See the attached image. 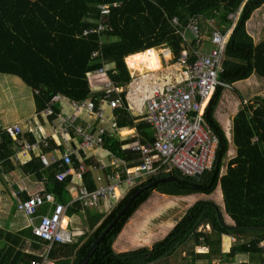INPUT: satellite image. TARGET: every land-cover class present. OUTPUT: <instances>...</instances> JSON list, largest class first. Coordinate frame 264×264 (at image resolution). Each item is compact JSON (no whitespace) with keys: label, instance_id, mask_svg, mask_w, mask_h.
Returning a JSON list of instances; mask_svg holds the SVG:
<instances>
[{"label":"trees","instance_id":"16d2710c","mask_svg":"<svg viewBox=\"0 0 264 264\" xmlns=\"http://www.w3.org/2000/svg\"><path fill=\"white\" fill-rule=\"evenodd\" d=\"M114 2L118 4L112 5ZM263 3L264 0H246L243 3L242 0H0V74L16 76L33 91L37 90L38 93L34 95L37 111L46 108L56 95L76 103L91 98L97 105L103 93L91 92L87 75L101 68L103 63L114 64L107 72L108 78L116 88L123 89L130 81L125 57L127 65L138 72L157 70L159 58L151 48H168L172 53V62H175L184 47L177 31L183 30L191 17H198L199 37L191 39L186 45L190 52L197 50L200 38L210 34L211 27L207 20H212L216 27L225 32L231 25L228 15L235 13L242 5L224 46L219 80L231 85L251 74L264 79V40L254 45L245 30V23L251 13ZM100 4H107V14H101L97 7ZM172 18L177 19L176 25L172 24ZM98 23L104 27L100 35H82L84 29ZM98 49L100 55L92 57V53ZM189 60H192V56ZM221 90L216 89L203 114L218 140L211 169L202 172L197 178L173 169L172 181L155 183L136 194L120 218L98 242L86 264H157L160 260H168L185 243L192 240L198 243L199 237L211 245V236L207 237L206 233L198 231L205 223L209 224L213 234L228 233L239 237L251 233L252 237L238 249L261 252L257 243L264 239V98L256 96L253 102L242 103L232 118L231 144L235 153L224 163L225 172L221 174L229 148V141L213 115ZM119 96L124 106V90ZM122 112L123 108H119L118 113ZM136 126L146 133L150 132L147 123L141 122ZM147 140L151 143L153 137ZM102 144L116 156H126L116 139L104 137ZM12 147L11 139L3 135L0 160L9 168L11 163L8 156L12 155V151L6 150ZM52 149L53 146L49 144L47 151ZM126 153L128 157L139 159V155L132 151ZM73 162L76 166L77 163ZM50 168L55 172L57 167L53 165ZM22 171L41 177L46 174L37 157L27 161ZM161 177L165 175L152 176L132 187L108 215H89L87 230L77 241L53 243L49 256L59 252L64 257L57 264H80L92 243L127 199L140 187ZM64 183L54 180L46 185L47 191L53 190L60 195V202H65L62 199ZM50 185L53 189L49 188ZM217 185L220 186L224 209L233 220V226L223 222L216 204L199 200L186 210L163 239L150 247L120 253L113 251L112 244L124 224L152 191L170 196L194 193L208 195ZM30 231L24 234L38 240ZM35 260H40L36 254L17 252L13 264H18V261L29 264Z\"/></svg>","mask_w":264,"mask_h":264},{"label":"crops","instance_id":"0c3cea01","mask_svg":"<svg viewBox=\"0 0 264 264\" xmlns=\"http://www.w3.org/2000/svg\"><path fill=\"white\" fill-rule=\"evenodd\" d=\"M114 3L116 5L118 4L117 2ZM101 5L107 4L98 5V9H100L99 7ZM241 6L237 10L238 13H236L237 11L235 12L236 14L233 19L228 18L231 21V25L225 30V32H222L216 27V24L212 20H207V24L211 27V32L212 30H217L228 38L231 34L232 27L239 16ZM245 30L252 38L254 45L264 40V3L251 13L249 19L245 23ZM210 34L204 35V37L199 39L200 43L197 45V51L199 53H201L200 46L203 41L209 42L211 47L208 53L202 54H209L213 50L214 47L209 39ZM191 39L190 36L187 37L188 45ZM151 49H156L155 52L159 58V68L157 70L138 72L127 65L125 61L126 57L124 59L128 68L130 81L123 89L117 88V92L112 95V97L118 96L120 98L119 94L124 90V106L120 104L118 107L110 108L106 102H101L104 114L109 120L108 125L105 126L110 132L107 137L116 139L120 150L126 154V156L124 155L123 157L116 156L113 152L104 147L103 144L100 146H94L90 149L81 150L78 147L79 138L72 131L67 135H60L51 127L49 123L51 119L56 118L58 115H65L70 112L71 101L67 98L60 96L61 98L58 100L50 102L49 105L47 104L46 108H49L52 111V114L46 116L44 115L46 108L41 111H37L36 109L34 95L37 94L38 91H33L28 87L29 96L26 91L23 95L27 100V106L29 101H31V109L27 107L24 110V105L26 103L24 102L21 104V95L16 99L12 98L17 94V92L12 89V85L20 87L23 82L13 75L2 74L6 76H0V122L4 125L16 124L20 126L24 138L28 140L35 141L41 137H46L50 146H53V149L49 152H52L56 157H59L66 149L72 150L73 166L75 168H77L79 164L84 166V172L81 179L77 180V178H75L73 182L62 181L66 182L64 183V195L62 196V199L65 202H60L59 194L53 190H49V192L46 189V185L55 180L53 177L58 171H60L59 168H55L57 171H55L56 173L53 172V169L50 167L49 169L44 168L46 174L42 177L30 172L23 173V165L32 157H36L33 153L21 156L20 162L17 163L9 154L8 159L11 163V168H9L8 165H3V161L0 160V264H13L17 252L36 254L40 257L39 261L35 260L29 264L41 262L45 256L47 262L57 264V262L64 257L63 255H59L58 252L50 257L49 253L51 246H49L47 242L40 240L39 238V241L35 240L24 234V232L31 230V225L28 218L16 209V192H20L17 197L21 199H25L36 192H47L51 194L52 203H47L39 208L37 215L51 213L56 204L66 206V210L68 211L69 209V213L65 210L64 221L62 224L68 230L75 232L72 241L75 243L77 238L87 230V217L89 215H108L114 206L126 195L131 187H133L124 182L127 178L125 168L127 167L130 171L131 166L134 165L138 159H134L132 156L128 157L126 152L131 151V144L137 138L142 142L150 143L147 139L150 136L152 137V130L150 129V132L146 133L144 129L139 130L136 126L141 122L146 123V121L144 120L142 105L138 104L134 94H132V92L135 91L134 88L136 84L130 83L131 77H137L138 86L141 87L138 91H135L136 96H139L140 92H143L142 88L144 90L148 88L150 82L147 78H149L150 75L154 74L159 77L160 80L166 79L168 82H178L180 79L179 68L175 62H172V53L170 50L168 48ZM97 51L100 53L99 49ZM158 52L162 56L163 64ZM106 66L110 70L114 67V64L107 62ZM88 83L92 93H102L98 90L94 92L92 90V87H96L97 84H99L95 77L91 76ZM257 87L261 89L260 92H264V79L257 77L255 74H251L248 78L236 81L231 85H227V87H223L221 90V95L213 115L229 141L228 150L233 153H235V150L231 144L232 118L244 101L250 103L253 102V98L257 95L260 97L263 96L258 92V94H253L251 97L252 99L250 97L243 98L244 96L246 97V95L248 96L250 92L256 91ZM234 107V112L229 113ZM119 108H123L122 114L118 113ZM228 122L229 124L231 122V125L229 126L231 130L226 131ZM77 123L82 125L90 123L93 127L97 126L94 116L92 114H86L83 111L78 113ZM144 133H146L147 139L145 138L146 136ZM10 151H12L13 154V149L6 150V152ZM127 157L129 159L131 158V160L129 161V159H126ZM73 160L77 163L76 166L74 165ZM122 160L124 165L121 163ZM114 175H117L121 184L120 192L117 193V199H112L111 197L104 198L99 200L93 207L83 206L77 200V190L79 188L85 187L88 190H92L100 184H111L115 181L113 180ZM90 187L92 188L90 189ZM49 188L53 189V186L50 185ZM157 193V191H152L149 198L142 203L127 220L112 244L113 251L120 253L140 247H150L153 243L163 239L173 229L177 222L180 221L186 210L199 200H208L216 204L222 214L223 222L228 226L234 225L233 220L225 212L222 192L219 185H217L215 190L208 195L194 193L183 196H170ZM164 203H167V205H162ZM152 205H157V207L162 208L161 211H163L159 212V214L163 215L162 218H160L161 220L154 225L151 224L150 221L154 219L155 216L146 210V208H149ZM34 222H37V218L34 219ZM198 231L206 233L207 237L208 235L211 236L210 239L212 244L207 245L203 241V237H199L198 243L195 244L193 240L185 243L180 246L168 260H160L157 264H264V254L262 252H259L258 250L241 251L238 249L242 243L252 237L251 233L240 235L239 237H234L228 233H222L220 235L213 234L209 224L206 223L201 225L198 228ZM195 254L205 256L197 257L194 256ZM18 264H22V262L18 261Z\"/></svg>","mask_w":264,"mask_h":264},{"label":"built area","instance_id":"2783aa9c","mask_svg":"<svg viewBox=\"0 0 264 264\" xmlns=\"http://www.w3.org/2000/svg\"><path fill=\"white\" fill-rule=\"evenodd\" d=\"M245 1L242 0V2ZM99 8L101 14H107V5H101ZM236 13L229 14L228 18L233 19ZM171 22L176 25L177 19L172 18ZM197 22L198 17H191L183 30L177 31L182 37L184 46L175 61L180 74L178 82L160 80L153 74L155 77L150 75L147 78L150 82L148 88L146 90L142 88L143 92L136 96L135 91L141 87L138 86V78L131 77L130 83L136 84L132 94L138 104L143 107L144 120L152 130L153 137L151 143H143L137 138L131 144V151L139 155V159L131 166L130 171L127 167L125 168L127 178L124 182L133 187L152 176H166L173 169L186 176H200L202 172L210 170L214 163L218 140L205 122L203 114L216 89L227 87L219 80V74L222 71V54L227 38L217 30H212L209 39L214 47L213 50L209 54H202L197 50L190 52L186 47L187 37L190 36L192 39L199 37ZM103 30V25L98 23L94 27L84 29L82 35L99 34ZM98 55H100L98 51L92 53V57ZM191 56L192 60H189ZM108 70L106 63H103L101 68L87 75L88 81L93 76L97 82L101 80L104 83L102 86L97 84L96 87H92L93 92L98 90L103 93L97 105L91 98L78 103L71 101V110L68 114L58 115L49 121L51 127L60 135H67L72 131L79 138L78 147L81 150L102 145L103 138L110 133L105 127L109 120L104 114L101 102H106L110 108L121 104L118 96L112 97L117 92V88L109 80ZM59 98L61 97L56 95L51 102ZM245 103L247 101L243 102ZM82 111L94 116L96 127L90 123L83 125L77 123V115ZM51 114L52 111L46 108L44 115ZM3 135H7L13 142L11 156L16 163L20 162L21 156L33 153L44 168L56 165L60 169L54 176L56 181L73 182L75 178L77 180L82 178L84 166L81 164L77 168L73 166L72 150L66 149L59 157H56L52 152L47 151L49 141L46 137L35 141L28 140L24 138L20 126L16 124L4 125L0 122V140ZM121 163L124 165L123 160ZM113 180L115 181L111 184H100L92 190L85 187L79 188L77 200L83 206L93 207L101 199L109 197L117 199L121 184L117 175L113 176ZM19 194L20 192L15 193L16 209L28 218L34 236L47 242L49 246L53 243L68 244L73 241L75 232L68 230L62 224L66 206L56 204L51 213L37 215L39 208L52 203V196L47 192H36L26 199H21L17 197ZM35 218L37 222H34ZM258 248L264 254V239L258 243ZM33 264L52 263L47 262L45 256L41 262Z\"/></svg>","mask_w":264,"mask_h":264},{"label":"rangeland","instance_id":"374dc122","mask_svg":"<svg viewBox=\"0 0 264 264\" xmlns=\"http://www.w3.org/2000/svg\"><path fill=\"white\" fill-rule=\"evenodd\" d=\"M210 47H211V45H210V43L209 42H207V41H203V43L201 44V46H200V52L201 53H208L209 51H210ZM156 50V49H155ZM156 55H157V53H156ZM158 55H159V57L161 58V62H162V64H163V59H162V56H161V54L158 52ZM0 76H6V75H2V74H0ZM99 82V85H104V83H103V81H98ZM12 89L15 91V92H17V94H15L12 98H17L18 96H20L21 95V104H23L24 102L26 103L25 105H24V110L28 107L29 109H31V105H30V102L31 101H29V104H28V106H27V100H26V98H25V96L23 95L24 93H25V91L26 92H28V96H29V90H28V87H26L25 85H24V83L22 84L21 83V85H20V87H16V86H14V85H12ZM260 90L261 89H259L258 87L256 88V91H254V92H250V94L247 96L246 95V97L244 96L243 98H247V97H252L253 96V94L254 93H257L258 94V92H260ZM263 96L262 97H264V92H260ZM256 94V95H257ZM255 96V95H254ZM258 96V95H257ZM252 99V98H251ZM25 100V101H24ZM23 110V111H24ZM234 110H235V107L232 109V110H230V112L229 113H233L234 112ZM231 125V122H230V124H229V122L227 123V130L226 131H228V130H231L230 129V126ZM229 127V128H228ZM231 145V144H230ZM234 155V153L232 152V151H229L228 150V152H227V155H226V157H225V159L223 160V168L221 169V173H224V171H225V165H224V163H226V161L230 158V157H232ZM156 193V192H155ZM154 194V193H153ZM157 194H159V193H157ZM198 199H200V198H198ZM162 205H167V203H164V204H162ZM139 209H141V208H139ZM161 209L162 208H160V207H157V205L155 206V205H152V206H150L149 208H146V210L149 212V213H151L153 216H155L154 217V219H152L150 222H151V224H157V222L158 221H160L161 219L160 218H162V214H159V212H163V211H161ZM159 217V218H158ZM58 254L59 255H61L59 252H58Z\"/></svg>","mask_w":264,"mask_h":264},{"label":"water","instance_id":"95a60500","mask_svg":"<svg viewBox=\"0 0 264 264\" xmlns=\"http://www.w3.org/2000/svg\"><path fill=\"white\" fill-rule=\"evenodd\" d=\"M198 176H196L197 178ZM173 175L171 173H169L168 175H166L165 177H161L157 180H154L142 187H140L134 194H132L126 201V203L124 204V206L121 208V210L112 218V220L108 223V225L104 228V230L99 234V236L97 237V239L92 243L91 247L87 250V252L85 253V255L82 257L80 264H86L87 260L90 257L91 252L97 247L98 242L102 239V237L107 233V231L112 227V225L114 223H116V221L120 218L121 214L123 213V211L130 205L132 199L136 196V194L140 193L141 191H143L144 189H147L149 187H151L153 184L161 182V181H172L173 180Z\"/></svg>","mask_w":264,"mask_h":264}]
</instances>
